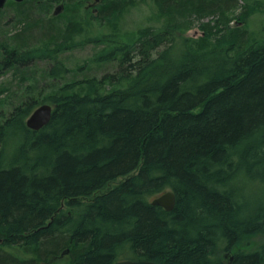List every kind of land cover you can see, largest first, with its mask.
I'll return each mask as SVG.
<instances>
[{"label": "trees", "instance_id": "1", "mask_svg": "<svg viewBox=\"0 0 264 264\" xmlns=\"http://www.w3.org/2000/svg\"><path fill=\"white\" fill-rule=\"evenodd\" d=\"M140 1L157 24L121 33ZM10 4L26 24L0 73L32 85L0 107V264H264V41L231 27L264 0ZM87 45L114 71L71 77L63 57ZM43 104L52 119L33 131ZM170 190L172 211L152 205Z\"/></svg>", "mask_w": 264, "mask_h": 264}, {"label": "rangeland", "instance_id": "2", "mask_svg": "<svg viewBox=\"0 0 264 264\" xmlns=\"http://www.w3.org/2000/svg\"><path fill=\"white\" fill-rule=\"evenodd\" d=\"M11 1L12 0H8L4 8L1 9V11H3L4 14L2 16L0 15V44L2 42H5L6 39L12 38L15 35H17L19 32H21V30L25 27L24 25L26 24V22L20 23L21 15L19 11L21 10V7L19 8V10H16L15 8H13V5L11 6L10 4ZM13 1L14 3H17V4L25 3V0H22V1L13 0ZM148 3H149L148 1L146 2L140 1L136 7L132 8L125 15V18L121 22V28L119 29L121 33L134 32L136 31L137 28H139V26L140 27L148 26V25H152L155 23L154 21H152L153 12L151 11V8L149 7L150 5ZM53 4L44 10V14H46L47 16H50L52 13H54L57 4L56 3H53ZM91 6L94 9L97 6L96 2L94 3L93 0H86V4H84V6L82 7L85 8V7H91ZM36 12L39 13V11H36ZM35 13L34 15H36ZM239 13H240V10H239ZM203 21L207 22L208 19H205ZM155 24H157V22ZM237 26L238 27L245 26L246 30L248 31V34L253 39L260 41V42L264 41V4L260 7V10L253 13L248 18L246 24L240 22L239 20L231 24V27L233 28ZM187 35L189 37L197 38L201 35V32L198 28H194L190 30L187 33ZM35 36L36 34L34 35V37ZM35 40L36 38L33 39V41ZM98 51H99L98 47L94 45H87L83 48H78L74 51H71L65 54L63 58H64L66 65L69 67L71 71V77L76 76L78 79H81L89 75V76H96L100 78L106 72L114 71L113 65H101V66L98 65L97 66L93 64L91 59L94 56V54L97 53ZM46 68H47V64H45L44 62L43 63L39 62L33 68V72L36 73L34 77L40 80L41 77L45 75V71L47 70ZM28 75L30 76V72ZM69 79L71 78L69 77ZM45 81H46V83L44 82L45 84L47 83L49 84L52 82L48 78ZM44 83L41 84L42 87ZM31 85H32V82L30 80H26V78L23 79V75H20L19 73L9 72V71L0 73V107L1 109L6 111L7 114L10 113L15 106L21 103L20 99L22 96V92L26 91L27 89L26 87H30ZM119 182L120 180L112 183L110 187H113ZM229 255H230L229 253L225 254V258L227 259L226 260L227 264H230Z\"/></svg>", "mask_w": 264, "mask_h": 264}, {"label": "water", "instance_id": "3", "mask_svg": "<svg viewBox=\"0 0 264 264\" xmlns=\"http://www.w3.org/2000/svg\"><path fill=\"white\" fill-rule=\"evenodd\" d=\"M16 1H22V0H16ZM6 2L7 0H0V9L4 8ZM63 10H64V5L57 6L53 13L54 16L61 14ZM95 12H97V10H95ZM53 110L54 107L49 104H43L37 107L30 115V117L27 119L28 128L33 131H39L43 129L45 126H47L50 123L53 115ZM152 205L162 207L168 212L172 211L176 205L175 192L170 190L164 193L163 195L156 197L152 201ZM2 243L3 240L0 238V244ZM68 252L69 251L62 253L59 257H54L53 259L50 260L49 263H44V264H51L56 260L62 259L66 254H68ZM115 264H156V263L152 261H144V260H124V261H119Z\"/></svg>", "mask_w": 264, "mask_h": 264}, {"label": "flooded vegetation", "instance_id": "4", "mask_svg": "<svg viewBox=\"0 0 264 264\" xmlns=\"http://www.w3.org/2000/svg\"><path fill=\"white\" fill-rule=\"evenodd\" d=\"M92 7V6H91ZM96 10V9H95ZM231 261V260H230Z\"/></svg>", "mask_w": 264, "mask_h": 264}, {"label": "bare ground", "instance_id": "5", "mask_svg": "<svg viewBox=\"0 0 264 264\" xmlns=\"http://www.w3.org/2000/svg\"><path fill=\"white\" fill-rule=\"evenodd\" d=\"M186 43V42H185ZM183 44V43H182Z\"/></svg>", "mask_w": 264, "mask_h": 264}]
</instances>
